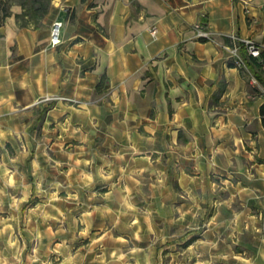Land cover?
I'll use <instances>...</instances> for the list:
<instances>
[{
    "label": "crops",
    "instance_id": "obj_1",
    "mask_svg": "<svg viewBox=\"0 0 264 264\" xmlns=\"http://www.w3.org/2000/svg\"><path fill=\"white\" fill-rule=\"evenodd\" d=\"M10 10L0 25V143L33 128L37 101L54 100L46 119L88 116L107 140L129 131L151 145L167 131L174 147L220 145L231 223L264 209V87L227 65L234 59L221 40L249 38L264 50V0H52L36 30ZM54 21L62 28L52 46ZM101 75L106 93L93 99ZM138 125L153 134L139 136Z\"/></svg>",
    "mask_w": 264,
    "mask_h": 264
},
{
    "label": "rangeland",
    "instance_id": "obj_2",
    "mask_svg": "<svg viewBox=\"0 0 264 264\" xmlns=\"http://www.w3.org/2000/svg\"><path fill=\"white\" fill-rule=\"evenodd\" d=\"M49 101L0 143V264H264V209L231 223L220 145L107 140L88 116L38 121Z\"/></svg>",
    "mask_w": 264,
    "mask_h": 264
},
{
    "label": "trees",
    "instance_id": "obj_3",
    "mask_svg": "<svg viewBox=\"0 0 264 264\" xmlns=\"http://www.w3.org/2000/svg\"><path fill=\"white\" fill-rule=\"evenodd\" d=\"M52 0H0V25L4 19L11 15L10 8L12 6H18L20 8L19 13L14 14V18L20 27L32 28L34 30L39 29L42 24L41 21L48 13L50 3ZM85 0H80L84 2ZM131 4L134 0H130ZM199 40L206 41L207 38L200 37ZM222 43L229 47H236V54L241 60L242 64L237 66L239 72L245 78L249 85V78L254 77L257 82L264 87V50L260 49L258 57H251L246 53L245 45L240 40H231L226 36L221 37ZM229 67L235 66L234 62H228ZM106 77L101 75L99 81L93 88V99L104 97L106 90ZM221 91V90H220ZM219 91V92H220ZM54 105V100H50L41 108L38 113V121H42L45 114ZM259 115L261 118V126L264 127V103L259 107ZM173 187H177V182H172Z\"/></svg>",
    "mask_w": 264,
    "mask_h": 264
},
{
    "label": "built area",
    "instance_id": "obj_4",
    "mask_svg": "<svg viewBox=\"0 0 264 264\" xmlns=\"http://www.w3.org/2000/svg\"><path fill=\"white\" fill-rule=\"evenodd\" d=\"M61 28H62V22L60 21H54L51 26H50V30H49V43L54 46L60 43V32H61ZM197 28V34L200 37H207V32H205L204 30H202L200 28V26H196ZM156 29L154 27H152L150 29V33L151 35H155ZM242 42L245 45V49H246V53L248 55H250L251 57H258L259 56V52L260 49L259 47L249 38H245L242 40ZM227 49L231 50L232 53V57L234 59V63L236 66H240L242 64L241 60L238 58L237 54H236V47H229L226 46ZM249 83L251 85H255L257 84V80L254 77H250L249 78Z\"/></svg>",
    "mask_w": 264,
    "mask_h": 264
}]
</instances>
